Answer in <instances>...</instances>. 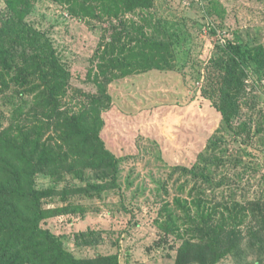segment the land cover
<instances>
[{
  "label": "rangeland",
  "instance_id": "374dc122",
  "mask_svg": "<svg viewBox=\"0 0 264 264\" xmlns=\"http://www.w3.org/2000/svg\"><path fill=\"white\" fill-rule=\"evenodd\" d=\"M210 6H218L220 13L211 10V16ZM144 12L121 18L128 25L140 23ZM149 12L150 34L178 40L175 58L171 66L115 77L108 85L112 104L102 113L101 137L121 158L118 186L105 183L106 191L93 197L79 193L45 200L53 210L69 203L82 204L85 210L55 212L43 226L63 236L79 258L118 254L120 264H202L192 254L179 257L180 249L185 241L193 244L201 238L197 226L204 224L205 213L213 212L215 225L223 214L229 216L227 206L239 215L246 239L237 254L217 264H264V223L250 209V203H256L259 208H254L264 217V78L248 60L242 61L245 96L234 125L238 129L245 121L253 129L247 138L240 137L225 127L218 109L215 66L222 55L218 45L239 33L247 40L250 32L264 46V0H154ZM7 16L1 1L0 24ZM29 22L48 36L69 66L71 79L63 101L69 110H77L95 92L91 72L98 70L100 47L120 20L101 10L96 16L77 17L55 0H37ZM27 99L14 84L0 93V129L9 125ZM219 138L223 141L209 149L210 142ZM216 157L222 161L217 168L205 160L218 163ZM176 166L210 171L213 183L176 172ZM86 174L84 180L41 175L37 184L61 191L86 186L88 180L108 181L92 171ZM80 232H95L101 242L77 245L73 237Z\"/></svg>",
  "mask_w": 264,
  "mask_h": 264
},
{
  "label": "trees",
  "instance_id": "16d2710c",
  "mask_svg": "<svg viewBox=\"0 0 264 264\" xmlns=\"http://www.w3.org/2000/svg\"><path fill=\"white\" fill-rule=\"evenodd\" d=\"M1 1L6 5L8 16L0 24V93L14 84L28 99L26 105L19 104L9 125L0 129V264H120L118 254L76 257L65 245V238L45 228L43 222L55 212L77 213L84 211L85 206L69 203L53 210L45 206V200L79 193L93 197L106 191L105 183L118 186L121 158L107 148L101 137L105 124L102 113L112 104L108 85L115 77L171 66L178 40L149 33L148 28L153 25L149 10L154 0H55L77 17L96 16L101 10L120 20L100 47L98 70L91 72L95 92L87 95L80 108L69 110L63 101L71 79L69 66L48 36L29 22L37 0ZM217 9L218 6H210V15L214 16L212 11L220 13ZM138 10L146 11L140 23H124L123 15ZM247 36L246 40L239 33L218 45L222 55L215 61L221 101L218 109L225 127L246 138L252 133V124L243 121L238 129L234 125L241 113L240 100L245 96L247 74L242 61L248 60L264 78V46L250 32ZM255 127L260 131L259 125ZM218 141L223 139L212 140L209 149L216 148ZM216 158L218 163L205 160L217 168L222 161ZM174 170L191 174L196 181L213 183L211 172L205 169L176 166ZM89 171L96 178L107 177L108 181L91 183L88 180L86 186L61 191L54 185L42 188L37 184L41 175L55 180L72 175L84 180ZM250 204L254 216L264 223V217L256 211L259 206ZM225 207L229 216L223 214L215 225L213 212L205 213L204 224L197 226L201 238L193 244L185 241L179 257L192 254L202 264H217L242 249L246 236L239 227V215ZM73 239L77 245L101 242L95 232L76 233Z\"/></svg>",
  "mask_w": 264,
  "mask_h": 264
}]
</instances>
